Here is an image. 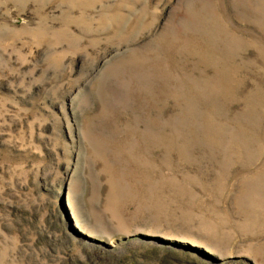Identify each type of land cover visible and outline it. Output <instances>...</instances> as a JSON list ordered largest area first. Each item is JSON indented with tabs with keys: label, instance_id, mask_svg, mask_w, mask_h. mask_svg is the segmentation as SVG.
Here are the masks:
<instances>
[{
	"label": "rangeland",
	"instance_id": "rangeland-1",
	"mask_svg": "<svg viewBox=\"0 0 264 264\" xmlns=\"http://www.w3.org/2000/svg\"><path fill=\"white\" fill-rule=\"evenodd\" d=\"M0 264H264V0H0Z\"/></svg>",
	"mask_w": 264,
	"mask_h": 264
}]
</instances>
